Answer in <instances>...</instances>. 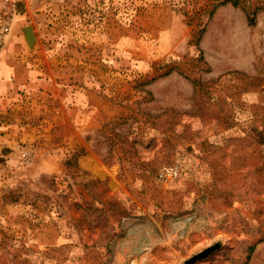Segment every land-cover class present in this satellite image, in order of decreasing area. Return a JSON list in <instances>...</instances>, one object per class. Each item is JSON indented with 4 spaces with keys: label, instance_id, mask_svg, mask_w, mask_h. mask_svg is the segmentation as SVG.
Returning a JSON list of instances; mask_svg holds the SVG:
<instances>
[{
    "label": "rangeland",
    "instance_id": "obj_1",
    "mask_svg": "<svg viewBox=\"0 0 264 264\" xmlns=\"http://www.w3.org/2000/svg\"><path fill=\"white\" fill-rule=\"evenodd\" d=\"M10 1L0 264H264V0Z\"/></svg>",
    "mask_w": 264,
    "mask_h": 264
},
{
    "label": "crops",
    "instance_id": "obj_2",
    "mask_svg": "<svg viewBox=\"0 0 264 264\" xmlns=\"http://www.w3.org/2000/svg\"><path fill=\"white\" fill-rule=\"evenodd\" d=\"M14 17L11 20L10 31L0 46V111L2 112L19 106L21 101L11 102V99L18 98V89L27 88L35 80H40L33 60L27 58L29 52L22 31L25 24H21Z\"/></svg>",
    "mask_w": 264,
    "mask_h": 264
},
{
    "label": "built area",
    "instance_id": "obj_3",
    "mask_svg": "<svg viewBox=\"0 0 264 264\" xmlns=\"http://www.w3.org/2000/svg\"><path fill=\"white\" fill-rule=\"evenodd\" d=\"M12 3L10 0H0V45L3 44L5 36L9 33L11 27ZM23 156L28 155L26 149H22ZM177 168L174 166H164L159 169L157 177L161 180H166L174 177L177 174Z\"/></svg>",
    "mask_w": 264,
    "mask_h": 264
},
{
    "label": "water",
    "instance_id": "obj_4",
    "mask_svg": "<svg viewBox=\"0 0 264 264\" xmlns=\"http://www.w3.org/2000/svg\"><path fill=\"white\" fill-rule=\"evenodd\" d=\"M22 31H23V36H24V39H25L27 46L29 48H31L36 42V38H35V35H34V32H33L31 25L25 24L22 28ZM218 245H219L218 243H215V244H212V245L205 247L203 250L193 254L189 258H186L182 264H191L198 259L206 257L211 251L216 249L218 247Z\"/></svg>",
    "mask_w": 264,
    "mask_h": 264
},
{
    "label": "trees",
    "instance_id": "obj_5",
    "mask_svg": "<svg viewBox=\"0 0 264 264\" xmlns=\"http://www.w3.org/2000/svg\"><path fill=\"white\" fill-rule=\"evenodd\" d=\"M224 2H225V1H223V3H224ZM232 3H233V4H237L236 1H233ZM248 22H249L250 25H253V24L255 23V22H254L253 14H249V15H248ZM199 57L201 58V54H199ZM193 83L196 84V83H197V80H193Z\"/></svg>",
    "mask_w": 264,
    "mask_h": 264
}]
</instances>
